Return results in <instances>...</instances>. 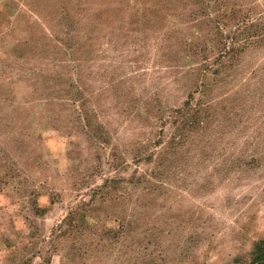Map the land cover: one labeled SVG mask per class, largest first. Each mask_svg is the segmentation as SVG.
<instances>
[{
    "label": "rangeland",
    "instance_id": "obj_1",
    "mask_svg": "<svg viewBox=\"0 0 264 264\" xmlns=\"http://www.w3.org/2000/svg\"><path fill=\"white\" fill-rule=\"evenodd\" d=\"M261 251L264 0H0V264Z\"/></svg>",
    "mask_w": 264,
    "mask_h": 264
},
{
    "label": "trees",
    "instance_id": "obj_2",
    "mask_svg": "<svg viewBox=\"0 0 264 264\" xmlns=\"http://www.w3.org/2000/svg\"><path fill=\"white\" fill-rule=\"evenodd\" d=\"M251 264H264V251H261Z\"/></svg>",
    "mask_w": 264,
    "mask_h": 264
}]
</instances>
